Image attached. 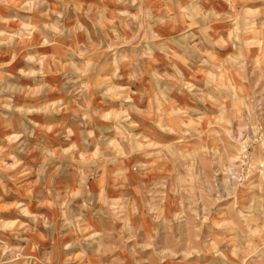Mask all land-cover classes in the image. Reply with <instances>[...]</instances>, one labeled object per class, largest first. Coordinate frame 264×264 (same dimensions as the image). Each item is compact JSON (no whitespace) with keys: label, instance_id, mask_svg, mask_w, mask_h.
<instances>
[{"label":"rangeland","instance_id":"1","mask_svg":"<svg viewBox=\"0 0 264 264\" xmlns=\"http://www.w3.org/2000/svg\"><path fill=\"white\" fill-rule=\"evenodd\" d=\"M0 24L1 95L20 36L67 100L52 149L49 109L0 106V264H264V0H0Z\"/></svg>","mask_w":264,"mask_h":264},{"label":"crops","instance_id":"2","mask_svg":"<svg viewBox=\"0 0 264 264\" xmlns=\"http://www.w3.org/2000/svg\"><path fill=\"white\" fill-rule=\"evenodd\" d=\"M30 22L31 25L29 26L31 27H34L39 23L38 19H30ZM7 30V27L4 28V26L0 24V82L5 80V84L7 83L8 75L7 70L4 67L7 66V61L9 59L8 54L13 53V49L8 46H6L5 48V46L3 45L4 40H1L4 33L5 36H7ZM19 37L20 36L16 37L17 45L23 46L24 49L20 50L19 55H17L16 57L21 59V63L20 61L18 62L20 64L19 70L22 71V77L13 76L17 82H15L13 86L8 85V87H10L9 91L13 92V95H10L9 98H7V96L1 95L0 92V101H3L2 103H0V106L3 105L2 107L6 108L13 106L18 109H27L38 112L49 109V112L39 114L36 117L32 118V121L36 124V126L39 127V130L32 131L30 136L31 138L35 137L38 142L47 144V147L52 149L55 148V146L54 144L49 145V142L47 140L49 134H47L46 131H49L50 129L52 131V128L53 126H55V124L59 123L60 121H65L64 119H61V115L55 111V108L60 104H67V100L62 92L60 82L61 77L64 76L66 71H55V69L53 68V66L55 65L54 58L59 55L55 52V50L53 51L54 53L52 54L50 59H48L47 61L48 68H34V63H31V60L28 59H33L35 57V53L37 52V45L35 44L24 46V39ZM37 39L38 38L32 34V36L28 38V44L29 41H31L32 43L38 42ZM24 51H26V54L23 53ZM123 52L128 53V50H124ZM35 73L42 74L38 75ZM24 92H27L26 95L24 94ZM1 116H4V119L9 122V124L13 123L16 125L21 123V121L17 117H11L4 114H1L0 117ZM12 132H17L16 127ZM56 132H54L53 134L56 135ZM99 133L102 135H106L109 132L103 131ZM30 141L32 143V147H36L35 141Z\"/></svg>","mask_w":264,"mask_h":264}]
</instances>
